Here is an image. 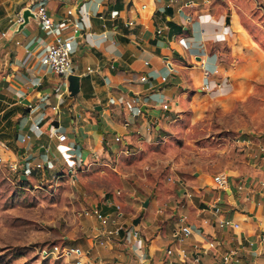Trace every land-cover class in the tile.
I'll return each instance as SVG.
<instances>
[{
  "label": "crops",
  "instance_id": "obj_1",
  "mask_svg": "<svg viewBox=\"0 0 264 264\" xmlns=\"http://www.w3.org/2000/svg\"><path fill=\"white\" fill-rule=\"evenodd\" d=\"M32 3H45L56 21L70 20L79 28L72 73L80 77V89L75 96L67 79L38 60L54 39L38 19L14 35L13 21ZM239 11L232 0H0V156L6 160L0 166L11 171L8 162H17L18 171L11 172L26 175L31 184L64 172L74 178L81 166L111 152L163 138L178 121L212 119L213 108L232 112L253 93L250 64L255 62L264 75V46L240 32ZM71 28L63 29L64 35H72ZM60 133L67 135L65 141ZM248 135L259 134L251 130ZM68 154L75 155L74 170L64 161ZM229 155L213 174L195 171L177 187L132 185L125 200L122 191L104 192L95 207L113 214L112 202L120 203L122 216L106 229L90 217L87 237L76 246L86 249L83 259L88 264H165L169 245L191 254L195 246L216 239L219 255L232 249L240 264H264V159H252L239 147L230 148ZM219 173L229 178L226 189L214 182ZM179 215L186 216L191 230L184 245L172 243ZM225 218L240 219L241 228H221ZM117 226L120 234L101 244L105 239L99 235ZM136 229L142 240L134 237ZM206 261L216 263L212 257Z\"/></svg>",
  "mask_w": 264,
  "mask_h": 264
},
{
  "label": "rangeland",
  "instance_id": "obj_2",
  "mask_svg": "<svg viewBox=\"0 0 264 264\" xmlns=\"http://www.w3.org/2000/svg\"><path fill=\"white\" fill-rule=\"evenodd\" d=\"M232 1L240 9L239 31L264 46V0ZM227 57L231 60L234 54ZM249 68L253 93L232 112L213 108L208 113L212 119L178 121L163 138L111 152L81 166L74 178L64 172L31 184L0 166V264H88L84 257L68 256L66 251L87 237L92 218L84 211L93 209L104 192L120 189L125 200L134 191L132 185L149 184L151 190L166 184L177 187L195 171L213 174L226 164L230 148L238 151V137L251 130L264 133V75L255 62ZM58 163H62L59 155Z\"/></svg>",
  "mask_w": 264,
  "mask_h": 264
},
{
  "label": "built area",
  "instance_id": "obj_3",
  "mask_svg": "<svg viewBox=\"0 0 264 264\" xmlns=\"http://www.w3.org/2000/svg\"><path fill=\"white\" fill-rule=\"evenodd\" d=\"M29 8L36 14L38 21L40 22L41 28L48 34L53 35V41L45 48L44 51L39 53L38 60L40 64L47 70L51 71L55 75L67 79V77L73 72L74 68V39L77 34H79V28L73 25L70 20H62L60 22L56 21L49 13L45 3H32ZM115 15V14H114ZM23 21L22 14L19 13L17 18L13 23L19 24ZM128 24H133L129 21ZM67 27H72V35H64L63 29ZM159 33L161 30L158 31ZM7 32L2 33V37H6ZM182 41V40H181ZM185 44V43H184ZM30 48L26 49V52H30ZM147 64V62H146ZM88 71H92L88 67ZM206 75L209 73L206 71ZM147 76H143L142 80H146ZM205 90H210V83H205ZM164 108H168L165 104ZM60 141H65L67 135L60 133L58 135ZM121 138L116 136V140L119 141ZM238 147L251 155L252 159L257 161L264 159V135H247L246 137H238L236 140ZM74 149V147H73ZM74 154H68L64 156V161L69 164V170H74L78 167L77 162L74 160ZM6 160L0 156V164L5 163ZM42 166L41 164L38 165ZM8 168L11 171H18L19 164L17 162H8ZM214 182L220 188H227L229 185V178L225 173H219L214 176ZM117 195H121V190L116 191ZM191 195V194H189ZM111 203V201H110ZM116 207V211L113 214H106L102 211L101 207H94L93 209L84 211V215L88 217H93L99 223L101 228H105L110 225H118L117 219L122 216L121 210L122 206L120 203H113ZM219 226L221 228H229L232 230H239L241 228L240 219L235 218H225L219 221ZM122 227L117 226L114 229H107L99 235L104 237L105 240H100L101 244H105L106 240L112 239L113 236H118L120 234ZM134 237L138 240L143 239V234L140 229L134 231ZM191 236L190 227L187 224V219L185 215H179L176 220V225L173 229V241L172 243L184 245L187 243ZM261 241L264 243V227L261 229L260 234ZM221 245L216 239L210 240L207 244L202 246H195L193 252L189 255L184 249L176 252L175 248L169 245L165 249L164 263L165 264H208L206 261L207 257H212L215 259L214 264H240L241 257L237 250H226L225 252L218 254L217 247ZM66 254L68 256L72 255H83L82 251L78 247H70Z\"/></svg>",
  "mask_w": 264,
  "mask_h": 264
},
{
  "label": "water",
  "instance_id": "obj_4",
  "mask_svg": "<svg viewBox=\"0 0 264 264\" xmlns=\"http://www.w3.org/2000/svg\"><path fill=\"white\" fill-rule=\"evenodd\" d=\"M22 17H23V21L21 23H19L14 31V35L20 33L27 24L30 23L31 19H38L36 14L30 9V8H25L22 10L21 12ZM67 83H68V90L70 92L71 96H75L80 89V77L76 74L71 73L68 77H67ZM54 125L56 126V128L59 127V122L55 121ZM22 180H26V175H22L21 176ZM148 202L146 201L144 203V206L147 207L148 206ZM140 219L137 217L134 220V225H137L139 223Z\"/></svg>",
  "mask_w": 264,
  "mask_h": 264
}]
</instances>
